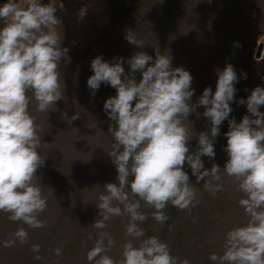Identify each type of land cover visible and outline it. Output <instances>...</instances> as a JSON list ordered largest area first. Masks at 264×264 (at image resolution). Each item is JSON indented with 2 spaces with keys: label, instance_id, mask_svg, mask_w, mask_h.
Wrapping results in <instances>:
<instances>
[{
  "label": "clouds",
  "instance_id": "1",
  "mask_svg": "<svg viewBox=\"0 0 264 264\" xmlns=\"http://www.w3.org/2000/svg\"><path fill=\"white\" fill-rule=\"evenodd\" d=\"M55 11L41 0H26V4L7 0L0 6V212L29 228L45 226L46 221L38 217L47 208L41 188L34 183L45 158L39 151L42 141L29 104L34 99L37 111L49 112L61 99L58 69L61 60L68 59V49L61 47L62 36L56 31L61 21ZM124 38L141 47L134 31H127ZM154 50V62L144 51L135 52L126 61L117 58L109 63L102 56L91 61L93 74L87 85L92 94L102 83L116 89V95L105 100L103 110L115 122L108 129L115 140L108 155L116 167L118 183H106L105 194L98 197L99 218L92 226L100 231L86 253L89 264H179L170 246L159 237L141 239L145 231L138 223L148 219L147 213L140 211L141 202L154 209L152 218L161 225L169 219L164 211L169 204L182 211L199 204L196 188L184 171L185 162L197 183L204 181V190L213 196L223 190L221 170L234 178L244 194L239 205L247 220L226 232L222 254L213 252L209 259L215 264H264V112L260 111L264 87L257 85L246 100L235 101L239 78L234 66L227 63L223 69H214L218 77L215 92L205 87L193 105L190 72L182 66L173 67L171 55L159 47ZM125 62L130 66L127 74ZM137 71L142 77L139 81ZM230 102L246 105L251 115L245 114L239 123L229 119L233 111ZM195 107L204 108L202 115L210 122V132H200L198 146L190 151L189 130L183 121ZM226 119L229 130L224 133V150L228 159L223 168L215 163L205 168L201 157L214 159L215 140ZM119 216L130 218L126 235L139 243L125 242L121 259L116 261L108 255L116 241L103 229L106 221ZM17 240L28 242L25 228H18L3 246L13 247ZM31 250L38 253L40 246L32 245ZM53 251L62 254L61 247Z\"/></svg>",
  "mask_w": 264,
  "mask_h": 264
},
{
  "label": "trees",
  "instance_id": "2",
  "mask_svg": "<svg viewBox=\"0 0 264 264\" xmlns=\"http://www.w3.org/2000/svg\"><path fill=\"white\" fill-rule=\"evenodd\" d=\"M110 8V21L102 27L99 34L96 36L97 41H106L109 45V50L102 55V58L109 63H115L117 58H124L126 61L137 51H144L155 59V47H153V40L160 39V35L168 31H175L179 28V23L182 21H190L196 31L200 32V36L206 35V42L202 39L193 42L190 39L186 40L188 47L196 46L195 59L204 65V68L209 67L213 69L219 67L223 69L227 63L233 66L237 60L241 59V50L244 53L252 51V47L256 45L259 39L264 35V0H106ZM42 4H48L56 8L54 15L60 10V3L56 1L52 3L51 0H41ZM3 22L0 21V26ZM134 31L136 38L141 41V47L130 45L124 38L127 31ZM56 31L61 34L62 42L61 47L68 49V59H65L66 69L63 75L60 76L61 89L60 92L64 95L69 94L71 91H77L83 83L93 74L91 68V61L95 58H88L87 53L91 48V43L84 49L75 43L72 35L71 28L66 21H61ZM116 38L112 41L111 34ZM191 33L188 32L190 38ZM111 41V42H110ZM205 42V43H204ZM159 47V46H158ZM235 54H231L232 52ZM238 53V54H237ZM245 55V53H244ZM88 60V63H87ZM256 70L252 67L248 69H241L240 66L235 68L239 82L235 84L237 92L235 97L242 90L246 91L249 87L254 88L255 85L264 82V54L262 57H253ZM83 63V64H82ZM244 64V63H243ZM84 66L87 68L85 69ZM83 67V70H82ZM125 73L129 71V65L125 62L123 64ZM204 71V69H203ZM213 71V70H212ZM244 73V74H242ZM246 74V78L242 75ZM135 78L137 81L141 79V73L136 72ZM215 83L217 84V73L213 74ZM257 79V82L251 84L252 81ZM84 85V84H83ZM254 86V87H253ZM91 95L92 92L88 86H85ZM85 87H83L85 89ZM82 88V87H81ZM32 96L31 93H28ZM95 95L103 101L110 96L116 95V89L110 85L102 83L100 88L95 92ZM97 97V96H96ZM104 105V104H103ZM101 116L98 115L97 125L92 126L91 140L107 145L98 153L97 148L86 146L85 148L76 146L72 139L66 143L58 141L55 136L56 132H52L51 137L46 133L48 129L38 130V135L41 137V157H48L52 153V159L58 163L54 168L49 167L48 163H44L38 170L39 178H34V183L41 188L42 196L47 200V208L38 217L42 221H46L44 227L29 228L22 222H13L8 219V213L0 212V217L3 216V229L6 234L1 238L0 235V264H76L72 262L75 258V253L81 250L80 241L77 237L84 236L83 221L87 219H96L95 208L99 203L98 197L105 194L104 185L106 183H118L117 170L112 162L96 159L97 155L108 157V153L113 151L115 143L114 138L109 134L108 129L110 125L115 126V122L109 119L107 113L103 110ZM234 107V102H230V106ZM29 113L36 122H44L45 116L55 115L59 104L58 101L52 105L49 112L37 111L36 101L32 99L29 105ZM232 107V109H233ZM51 111V112H50ZM264 112V106L260 109ZM240 112L235 110L230 113V117H238ZM48 119V117H47ZM225 122H228L226 119ZM49 140L52 144L47 146ZM47 146V147H46ZM67 147V148H66ZM189 149H192L189 147ZM69 150V151H68ZM192 151V150H191ZM99 160V161H98ZM106 164L103 166L99 164ZM130 194V191H129ZM244 197V195H243ZM141 212L148 215V219L138 226L145 231V237L161 236L162 241L168 242L171 254L174 256V244L170 241V229L177 220L180 210L175 206L165 208L164 211L169 219L163 224H159L152 218L151 208H148L141 202ZM239 207L233 208L232 213H229L231 225L228 230L243 224L247 217L244 209ZM86 215V216H85ZM128 223H130V218ZM115 222V224H112ZM112 226V229L117 226L118 218L112 217L107 223ZM187 222H183L179 226L176 235H182ZM157 225L159 226L158 229ZM20 227L25 228L29 233V240L27 243H20L16 241L13 247H4L5 241L12 239L13 233ZM80 229V230H79ZM155 229V230H154ZM122 232V231H119ZM1 233V232H0ZM124 233L121 245L131 240V237ZM157 233V234H156ZM77 234V235H76ZM33 237V238H32ZM142 239V238H141ZM134 240V239H132ZM224 241V240H223ZM224 243V242H223ZM223 243L221 251L223 252ZM138 244V243H137ZM32 245H39V252L31 250ZM61 247L62 254L57 256L53 249ZM215 252L213 248L208 249L201 255L199 253V261L196 264H215L214 261L209 259V255ZM216 253V252H215ZM40 255L43 257L41 260L35 259V256ZM71 260V261H70Z\"/></svg>",
  "mask_w": 264,
  "mask_h": 264
},
{
  "label": "rangeland",
  "instance_id": "3",
  "mask_svg": "<svg viewBox=\"0 0 264 264\" xmlns=\"http://www.w3.org/2000/svg\"><path fill=\"white\" fill-rule=\"evenodd\" d=\"M56 1L60 3L61 8L59 10L60 12L58 11L55 16L60 21H66V23L69 25L75 43L80 47V49H84L88 46V44L91 43V48L87 53V57L92 58L105 54L109 50V45L106 44L105 40L97 41L95 38L99 34V31L102 29V27H104L110 21V8L107 4V1L51 0L52 3H55ZM179 25V28L175 29V31H167L165 35H160V39L153 40V47L159 46V49L162 53L165 55L170 54L172 57L173 67L182 66L190 72L191 76L193 77L192 87L195 90L191 99V103L196 105L205 87L210 86L213 90V93L215 92L216 83L214 81L215 78H213V74H216V72L214 71L213 67H211L212 69H209V67L204 68V65H201V63L195 59L197 51L196 46L193 44V46L188 47L187 45L189 44L186 43V40L189 39L194 43L200 39L206 42V35L201 37V33L196 31L195 26L189 20H184V22L182 21V23H179ZM188 32L191 33L190 38L188 37ZM115 34L116 32L111 34L110 39L112 41L116 38L114 36ZM261 41H263V46L260 48L259 44ZM251 49L252 51L250 50V52L244 51L245 55L241 50V54H239L241 59L237 60L234 65L235 67L240 66L241 69H248L252 67L253 70H256L254 68L255 64H253V57L255 56L260 58L264 54V35ZM259 49L260 55L258 56L257 52ZM231 54H235V51ZM154 60L155 59L153 57V62ZM65 65V59H62L58 69L60 76L63 75L66 69ZM84 68L87 69L85 66ZM242 76L245 77V75ZM255 82H257V79L252 81L251 84L253 85ZM81 83L84 85L82 84V88L80 87L77 91H71L69 94L64 96L61 92V99L58 100L59 107L57 111H54L56 112L54 116L51 114L48 116L47 114L48 119L45 116L44 122H36L35 124L37 125L38 130L45 128L48 129L49 131H46V133L49 135V137H51L52 132H56L57 135L55 137L59 139L58 141L66 143L69 139H72L76 146L83 148L93 145L92 147L96 146L95 148H97L99 153L101 149L107 147V145H103V143L100 142L95 144V140H91V134L93 131L90 129H92L93 125H97L98 115L101 116L102 105L105 101L102 102L98 95H91L89 93L85 87L88 86L87 80L84 83V80L82 79ZM257 85L264 87V82ZM257 85H255V87ZM83 87H85V89ZM254 88L249 87L246 91L242 90L237 94V97H235V101H239L241 98L246 100L251 94V90ZM234 107L235 110L240 112L238 117H234L237 123L241 121L245 114L251 115L248 113L246 105H239L238 103L234 102ZM203 112V107H195L193 112L188 116V120L184 119L183 121L184 125L189 130L190 140L188 144L189 147L192 148L190 151H194L198 146L197 138L200 132H210V122L202 115ZM74 115L78 116V118L75 120L72 119ZM228 130V122H225L224 124L222 123L220 126V134L216 137L214 144V159L210 160L206 156L201 157L205 168H211L212 164L214 163L219 165L221 168L224 167L225 162L228 159V155L224 150L227 144V138L224 133H226ZM50 145H54V143L52 144L51 140H49L47 146L49 147ZM44 158L45 163H48V169L49 167L54 168L58 165V163L53 161L52 153H50L48 157L44 156ZM108 158L111 157L108 155V157L105 159L104 157L97 155L96 159L109 161ZM99 165L108 166L105 163ZM184 171L187 172L190 177V182L196 188L197 198L200 202L190 209L183 211L180 210L177 220L170 229L169 236L171 239L170 241H172L174 244V256L178 259L179 264H182L184 260H188L189 264H196L199 261V253L202 255V252L211 248H213L217 254L221 251L220 243L224 242L223 240L225 238V234L228 231L229 225H231V222L229 221V213H232L233 208L237 209L239 207V200L243 198L244 194L238 190V185L234 182V178L228 177L226 174H224L223 170H221L223 190L217 192L215 196L204 190V181L197 183L195 176L191 172L190 166L187 165V162H185ZM36 175L38 179V172ZM170 206L171 205L169 204L167 208H170ZM95 211H97L95 220V216L93 217V220L87 219L86 215V217H82V219L84 218L83 225L85 228V233L84 236L82 235L76 238L78 242L80 241L78 246H81L82 248L80 251L75 253L76 257L72 259L73 263L89 264V261L86 258V253L94 246L95 240L98 238V232L100 231L92 226V224L99 218V209L97 207L95 208ZM4 218L3 216L0 217V229H3ZM117 218L118 224L115 229L114 227L110 229L109 227L112 225L106 221L107 227L103 229V231L110 233L111 236L114 237L116 244L108 252V255L114 260L119 261L121 259V249H116V246L118 247V245H121L123 241L126 240L122 239L124 235L122 232H126V226L129 223L126 216H119ZM183 222H187L183 234L177 236L176 232ZM111 223L115 224V222L112 221ZM138 224L139 226H142V223ZM158 227L159 226L157 225L156 230ZM0 232V235L6 234L5 230ZM89 235L93 237L92 240L88 239ZM157 235V237H159V234ZM2 237H4V235L1 236V238ZM143 238L146 237L144 236L142 239ZM132 239L133 238L131 237V240ZM159 239L162 241L161 236ZM133 243L137 244L139 243V240H133ZM67 263L70 264L68 260Z\"/></svg>",
  "mask_w": 264,
  "mask_h": 264
},
{
  "label": "crops",
  "instance_id": "4",
  "mask_svg": "<svg viewBox=\"0 0 264 264\" xmlns=\"http://www.w3.org/2000/svg\"><path fill=\"white\" fill-rule=\"evenodd\" d=\"M7 0H0V6H2L4 3H6ZM17 3H22L24 2L26 4V0H15ZM61 7V6H60ZM60 12V11H59Z\"/></svg>",
  "mask_w": 264,
  "mask_h": 264
},
{
  "label": "water",
  "instance_id": "5",
  "mask_svg": "<svg viewBox=\"0 0 264 264\" xmlns=\"http://www.w3.org/2000/svg\"><path fill=\"white\" fill-rule=\"evenodd\" d=\"M262 46H263V41H261L260 44H259V47H260V48H261ZM257 55H258V56L260 55V49L258 50Z\"/></svg>",
  "mask_w": 264,
  "mask_h": 264
}]
</instances>
